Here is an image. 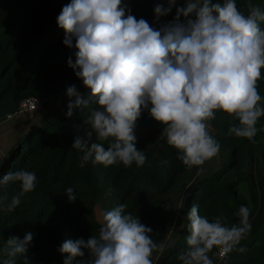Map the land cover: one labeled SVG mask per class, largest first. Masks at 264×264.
<instances>
[{
	"label": "clouds",
	"instance_id": "1",
	"mask_svg": "<svg viewBox=\"0 0 264 264\" xmlns=\"http://www.w3.org/2000/svg\"><path fill=\"white\" fill-rule=\"evenodd\" d=\"M174 4L175 0H168L167 8L157 5L156 18L168 15ZM248 8L245 15L235 0L222 4L186 0L172 22L154 29L143 18L125 17L121 0H70L63 6L57 26L65 32L63 44L76 49L75 61L69 57L68 67L90 89L97 105L88 118L97 140L109 141L106 149L103 143L90 142L92 132L84 139L76 138L72 148L84 153L81 167L90 159L106 166L118 162L142 166L146 155L135 146L134 127L143 110L163 126L162 135L189 168L203 165L220 150L207 123L216 111L238 121L229 128L230 135L252 140L257 121L264 116L257 90L264 68V30L260 27L264 12L252 5ZM66 96L69 117L73 109L89 104L75 85L66 89ZM203 172L198 167L196 175ZM10 182H19L21 192L3 207L6 213L20 204L23 194L34 190L36 175L21 169L0 177V186ZM66 195L69 202L77 199L72 187ZM6 199L0 197V203ZM237 216L239 222L231 226L224 217L209 221L193 204L186 215L188 247L178 259L182 264H213L208 253L214 246L221 256L230 253L251 230L250 209L241 206ZM151 232L120 204L103 214L98 235L67 240L59 252L67 254L63 264H152L153 250L163 246L152 240ZM33 237L29 232L22 240L7 239L9 259L4 264H16L17 256L31 264L26 254ZM85 251L90 261L76 259L84 257Z\"/></svg>",
	"mask_w": 264,
	"mask_h": 264
},
{
	"label": "trees",
	"instance_id": "2",
	"mask_svg": "<svg viewBox=\"0 0 264 264\" xmlns=\"http://www.w3.org/2000/svg\"><path fill=\"white\" fill-rule=\"evenodd\" d=\"M68 3L70 0H0V122L14 114L25 98L36 97L42 107H47L67 97L66 89L72 85L89 100L87 107L73 109L70 117L53 118L21 131L0 155V177L21 169L36 175L34 190L23 194L20 204L10 213L2 209L20 194V184L0 186V197H7L0 203V264L9 259L6 240H22L29 232L34 234L26 254L31 264H63L67 258V254L59 252L63 242L98 235L100 225L92 211L96 200L106 194L111 198L110 210L124 204L126 214L137 216L140 223L152 229V240L163 246L153 256L156 264H182L178 255L188 247L189 222L186 217L179 218L175 230L172 217L163 207L181 180L187 182L186 215L195 204L199 214L209 221L224 217L231 226L239 222L237 212L241 206L250 209V232L222 260L216 257L218 247L214 246L208 253L213 264H264V116L258 119L257 133L249 140L230 135L229 128L238 121L216 111L207 123L220 150L208 166L202 167L200 176L196 175V166L189 168L177 158V150L162 135L163 126L150 117L148 110L142 111L134 127L135 146L146 155L142 166L135 162L131 166L119 162L106 166L90 159L81 167L84 153L72 148L76 138L84 139L87 132H92L90 142L103 143L106 149L109 141L97 140L88 123L97 105L90 89L67 64L69 57L75 61L76 49L63 44L65 32L57 26V17ZM211 3L222 4L223 0ZM235 3L245 15L249 5L264 12V0ZM159 4L167 6L168 0H121L125 17L131 14L137 20L143 18L154 29L165 21L164 16L161 25L151 24ZM260 27L264 30V22ZM257 90L264 106V68ZM68 187L73 188L75 201L69 202ZM15 259L16 264H24L22 256ZM76 259L90 261L92 257L85 251L84 257Z\"/></svg>",
	"mask_w": 264,
	"mask_h": 264
},
{
	"label": "rangeland",
	"instance_id": "3",
	"mask_svg": "<svg viewBox=\"0 0 264 264\" xmlns=\"http://www.w3.org/2000/svg\"><path fill=\"white\" fill-rule=\"evenodd\" d=\"M164 24H167V23H163V25ZM68 103H69V98L65 97L64 99H61L59 101H55L50 104L48 103L47 107H41L38 111H36L33 114H27L24 116L15 117L9 121H5L4 119L2 122H0V155H3L5 153L7 147L10 145V143L13 142L14 138L21 131L23 132L28 131L30 130V128L36 127L43 122L45 123V121L47 120L65 116L67 113ZM208 131L210 135H213V131L210 129V127ZM209 160H206L203 165L198 166V167H204L206 165L208 166ZM198 167L196 166L197 168L196 172L198 171ZM181 182L184 184H182ZM179 183L181 184L177 186V189L174 192H172V195H170L165 200L166 203L163 205V207L167 208V213H169V215L172 217L171 225H172V228H175V230L177 229L179 218L186 217V206H188V201L186 200V196L184 194L185 192L184 186H185V183L187 182L185 180H181ZM110 201H111V198L109 194H106V195L100 196L96 200L93 206L92 216L94 220L100 226L103 224V214L107 211H110ZM182 224H183V221H182ZM182 224H181V227H182ZM180 229L176 233V235L180 233ZM171 236L172 234L170 233L169 237L167 238L170 239ZM157 252H158L157 250L152 252V255L150 257L151 260L154 259L153 256Z\"/></svg>",
	"mask_w": 264,
	"mask_h": 264
},
{
	"label": "built area",
	"instance_id": "4",
	"mask_svg": "<svg viewBox=\"0 0 264 264\" xmlns=\"http://www.w3.org/2000/svg\"><path fill=\"white\" fill-rule=\"evenodd\" d=\"M163 20H164V16H161L159 17V19H157L154 14L151 18V24L161 25ZM41 107H42V101L40 99L33 97V96L27 97L21 101V103L18 106L17 111L14 114L6 116L5 121H9L15 117L24 116L27 114H33L36 111H38ZM216 257L218 258V260H222L226 257V255L224 256L219 255V248H218Z\"/></svg>",
	"mask_w": 264,
	"mask_h": 264
},
{
	"label": "crops",
	"instance_id": "5",
	"mask_svg": "<svg viewBox=\"0 0 264 264\" xmlns=\"http://www.w3.org/2000/svg\"><path fill=\"white\" fill-rule=\"evenodd\" d=\"M185 4H186V0H175V4L172 6L171 12H169L168 15L165 16V21L163 23L172 22L174 17H175V15H176V9L178 7H184ZM164 7L167 8L168 5L164 6ZM184 19H185L184 17H181V21H183ZM152 264H156L155 259L152 260Z\"/></svg>",
	"mask_w": 264,
	"mask_h": 264
}]
</instances>
